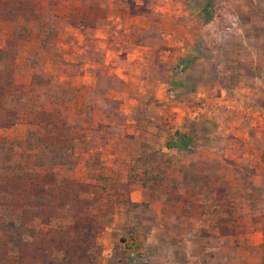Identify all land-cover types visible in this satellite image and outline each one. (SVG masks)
<instances>
[{"label": "rangeland", "instance_id": "374dc122", "mask_svg": "<svg viewBox=\"0 0 264 264\" xmlns=\"http://www.w3.org/2000/svg\"><path fill=\"white\" fill-rule=\"evenodd\" d=\"M238 12L242 17L262 16L264 0H0V264L132 263L133 257L117 243L124 232H109L114 239L108 248L100 242L108 233L105 228L116 229L119 219L134 211L126 204L133 167L121 159L123 150L131 153L136 148L133 138L167 136L165 122L174 115L170 107L194 103L193 66L189 67L193 61L188 56L179 60L184 64L171 61L181 49L190 54L195 47L202 60L209 52L219 59L233 56L229 48L220 50L215 30L255 26L261 20L230 17ZM136 45L146 46L142 52L146 62H129L124 72L150 81L155 78L150 71L158 67L157 77L166 86L157 82L139 86L107 73L110 64L103 60L118 50V58L125 59ZM89 61L104 66L96 70L93 89V77L88 81L85 103L110 113L124 100L112 99L114 94L160 92L168 99L136 98L165 121L159 130L126 131L116 124H95L92 114L86 128L76 118L69 124L62 111L72 90L65 85ZM203 63H197L195 70L204 72ZM215 70L220 72L221 67ZM108 88L114 92L108 94ZM183 121L189 124L188 118ZM115 136L126 145L107 146ZM116 147L119 158L110 163L103 155ZM85 152L90 153L88 158ZM96 154L102 159L90 161ZM141 159L159 166L151 184L168 179L162 153L149 150L141 153ZM61 179L70 185L53 200L25 197L32 188L54 189Z\"/></svg>", "mask_w": 264, "mask_h": 264}, {"label": "crops", "instance_id": "0c3cea01", "mask_svg": "<svg viewBox=\"0 0 264 264\" xmlns=\"http://www.w3.org/2000/svg\"><path fill=\"white\" fill-rule=\"evenodd\" d=\"M230 17L261 20L255 26L239 24L215 30L220 50L235 52L230 58L219 59L207 52L202 60L194 53L196 47L190 54L184 49L177 52L171 64H184L179 61L184 56L193 61L189 67L193 66L190 96L194 103L171 106L172 120H161L152 115L150 105L136 100L144 96L145 100H167L160 92L152 95L139 89L132 97L114 94L112 99L124 100L110 113L85 103L88 81L93 77V89L96 70L104 66L99 62L83 63L82 72L65 85L67 91L72 90L67 92L62 111L69 124H75L72 119L76 118L79 126L86 128L92 114L95 124H116L126 131L140 127L159 130L163 122L169 128L167 136L157 140L133 138L136 148L131 153L126 148L121 156L133 167L128 173L133 182L126 191V204L134 211L126 212L116 229L105 228L108 233L100 242L108 248L107 243L114 239L111 232H124L117 243L124 251L134 252L130 264H264V15L248 13L242 17L238 12ZM98 43L101 46L103 42ZM145 48L136 45L125 59L118 58L119 50H111L113 58L103 60V64H110L107 73L139 86L152 82L166 86L157 77L158 67L150 71L155 74L150 81L124 72L123 66L134 60L145 64ZM202 62L205 71L195 70ZM217 66L220 72L215 70ZM107 92L114 90L108 88ZM120 138L112 137L107 146H125ZM117 147L103 158L110 163L117 161ZM149 150L162 153L168 179L160 184L150 180L156 176L157 163L141 159V153ZM83 154L88 158L90 153ZM91 158L102 159L98 154Z\"/></svg>", "mask_w": 264, "mask_h": 264}, {"label": "trees", "instance_id": "16d2710c", "mask_svg": "<svg viewBox=\"0 0 264 264\" xmlns=\"http://www.w3.org/2000/svg\"><path fill=\"white\" fill-rule=\"evenodd\" d=\"M69 185H70V182L68 180L61 179L60 183H57V184L54 185V186H57L54 189H52V188L46 189V187H42V188H32V186H31V188H32L31 191L26 192L25 197L28 200L30 198H35V199H40L41 201L43 200L44 202L46 200V202H48L50 200V197L53 200V198H55V196L57 195V193H59L60 191H61V194H63L62 191H64V188H66V186H69ZM80 186L83 187L81 189H83L84 191H87V189H88L87 188V185H85V186L80 185ZM88 190H90V189H88ZM63 203H66L64 199H63Z\"/></svg>", "mask_w": 264, "mask_h": 264}, {"label": "built area", "instance_id": "2783aa9c", "mask_svg": "<svg viewBox=\"0 0 264 264\" xmlns=\"http://www.w3.org/2000/svg\"><path fill=\"white\" fill-rule=\"evenodd\" d=\"M129 256H131V257L134 256V252L133 251H130L129 252Z\"/></svg>", "mask_w": 264, "mask_h": 264}]
</instances>
